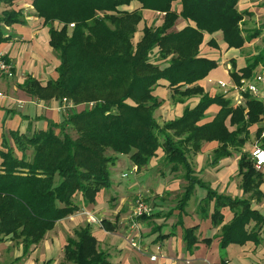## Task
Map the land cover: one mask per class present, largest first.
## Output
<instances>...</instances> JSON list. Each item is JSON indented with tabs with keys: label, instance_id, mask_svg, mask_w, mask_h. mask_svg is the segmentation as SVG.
Here are the masks:
<instances>
[{
	"label": "trees",
	"instance_id": "trees-1",
	"mask_svg": "<svg viewBox=\"0 0 264 264\" xmlns=\"http://www.w3.org/2000/svg\"><path fill=\"white\" fill-rule=\"evenodd\" d=\"M133 1L33 0L38 16L50 24V46L58 51L60 63L58 78L41 86L28 77L24 86L28 92L44 98H66L73 106L65 108L62 122L50 121L45 130L33 134L9 131L23 153L21 157L8 144L7 133L3 134L7 150H0V242L8 238L20 240L23 256L44 239L57 221L80 209L76 195H82L85 204L96 202L97 194L112 185L110 166L119 154H129L133 163L141 167L162 149L172 169L182 165L190 184L182 198L183 208L198 182L184 143L190 142L198 149L203 140L216 139L223 143L222 151L228 143L243 145L246 137L239 135L247 133L248 125L258 121L263 111L261 103L245 92L248 99L245 118L244 107H232L231 100L222 94L211 96L202 86L192 85L217 66L216 60L199 55L204 31L213 33L222 29L229 47L244 44L240 25L244 13L235 8L237 0H181L180 13L172 9L175 0H137L142 9L159 11L164 19L159 26L146 25L136 41L133 38L142 12L122 9ZM1 2L12 6L14 0ZM179 16L197 25L170 31ZM23 21L20 10H4L0 16V23L5 25ZM55 21L61 26L56 27ZM70 23H74L72 28ZM3 36L0 25V41L8 40L9 37ZM211 44L216 47L215 42ZM167 58L164 66L158 62ZM257 63V60L250 62L241 75L232 70L233 80L239 85L243 77L250 78ZM160 79L168 80L176 94L202 97L195 107L186 108L181 117L164 125L158 123L154 114L161 104L153 94ZM214 103L221 106L220 111L213 121L199 125L207 108ZM229 115L231 123L237 126L233 131L225 126ZM68 128H73L77 136H72ZM30 148L31 154H27ZM248 156L243 153L240 159V167L247 168V184L256 170ZM212 200H215L212 214L215 223L223 220L220 207L236 210L233 220L222 228L221 248L233 242H260L258 224L264 223V217L250 207L248 200L208 189L205 205ZM251 220L256 224L248 231L245 226ZM192 232L193 228L186 229L185 240L190 246L197 241ZM76 237L67 239L66 260L75 264H111L107 254L99 249L89 224L78 229ZM225 262L222 260L220 264Z\"/></svg>",
	"mask_w": 264,
	"mask_h": 264
},
{
	"label": "crops",
	"instance_id": "crops-1",
	"mask_svg": "<svg viewBox=\"0 0 264 264\" xmlns=\"http://www.w3.org/2000/svg\"><path fill=\"white\" fill-rule=\"evenodd\" d=\"M124 8L129 11L140 9L142 12V20L135 33L136 40L141 38L146 25L159 26L163 23V13L154 9H142L137 0L128 6H122ZM235 8L244 13L240 25L245 42L241 47H229L222 29L203 33L204 40L200 44L199 55L216 60L217 66L192 85L202 86L211 96L223 94L219 81H234L232 70L235 69L241 75L242 69L254 60L258 63L251 78L260 73L264 75V0H237ZM8 9L20 10L24 21L12 25L0 23L4 31L3 37H9L8 40L0 41V55L12 61L15 68V74L11 78L0 73V150H7L3 143L4 133L18 131L33 134L45 130L50 121L62 122L65 107L71 104L70 100L66 102L55 97L44 98L36 92L27 91L24 83L28 77L36 79L41 86L58 78V51L50 46V24L38 16L33 0H14L12 6L1 2L0 16ZM172 9L180 13L183 10L182 1H173ZM54 25L61 26L58 21ZM187 25L197 24L179 16L170 31H179ZM212 41L216 43V47L211 44ZM168 59H160L158 62L164 66ZM184 88L185 86L182 87ZM153 94L161 102L154 113L160 125L181 117L186 108L195 107L202 98L200 94L182 96L174 93L166 79L159 80L154 86ZM235 94L232 91L225 97L231 100L232 107H244L247 118L248 99L244 97L243 103L239 105L235 102ZM80 107L81 105L78 109ZM220 109L219 104L210 105L198 124L213 121ZM260 114L258 121L248 125V132L239 135L240 138L246 137L243 145L228 143L226 150L222 151L223 143L216 139L203 140L198 149L190 142L184 143L188 161L198 182L194 184L183 208L182 198L190 184L182 165L178 169H172L162 149L158 151L159 155L152 157L148 164L141 167L133 163L129 154L117 155L114 164L110 166L112 185L97 194L95 203L80 204L87 215L81 214L80 208L57 221L44 239L35 244L30 249L32 252L19 264H35V259L38 263L42 262L41 264L48 260H51L49 264H60L65 257L64 248L68 237L77 238L73 232L88 224L93 236L98 239L99 249L107 254L111 264H220L222 260L226 261L223 264H264V223L258 224L261 238L259 243L248 240L243 244L233 242L221 248L222 228L233 220L236 210L229 206L220 207L223 220L215 223L212 219L215 200L208 206L205 205L207 191L211 189L234 199L248 200L250 207L264 217V166L255 170L250 181L247 178L248 184L245 180L247 168L240 167L243 153H247L248 159L253 161L254 139L264 131V114ZM225 126L228 131L236 129V124L231 123V115L226 118ZM168 132L179 141L180 138L172 130ZM7 142L10 147H15V142L9 135ZM224 152L226 153L223 154ZM18 153L20 154L19 151ZM139 191L147 194V202L153 210L155 208V213L140 220L139 230L128 231L129 213L134 207L130 200ZM113 197L115 200L111 202ZM91 215L100 218L102 223L92 222L89 217ZM255 224L256 221L251 220L246 224V230L250 231ZM187 228H193L192 233L197 239L192 246L187 245L185 240ZM123 229H127V239L121 236ZM132 237L139 241L140 250L130 245ZM57 247L60 252L55 251ZM19 251L18 256H21L24 251ZM55 253L59 255L56 256ZM154 254L158 257L152 260L151 255Z\"/></svg>",
	"mask_w": 264,
	"mask_h": 264
},
{
	"label": "built area",
	"instance_id": "built-area-1",
	"mask_svg": "<svg viewBox=\"0 0 264 264\" xmlns=\"http://www.w3.org/2000/svg\"><path fill=\"white\" fill-rule=\"evenodd\" d=\"M70 28L74 26V23L69 24ZM0 73L2 75H5L6 77H13L15 74V68L9 59H5L3 55H0ZM220 87L223 88V96H228L232 91H235V102L237 104L243 103L244 100V93L247 92L249 95L255 99H257L262 106V112L264 114V75L263 74H256L252 78H245L243 77L241 79V84H237L235 81L226 83L223 81H219ZM64 101H68L66 98H64ZM70 106H73L72 102ZM69 106V107H70ZM68 107V106H66ZM65 107V108H66ZM264 117V115H263ZM264 137V131L261 134ZM252 159L254 163V167L256 170H260L262 166H264V146L261 145H255L252 150ZM153 212V208L149 205L146 198L143 197V195H138V198L136 199V204L133 208V216L138 219L142 216L146 215L149 216ZM90 220L97 221V219L91 215ZM136 228H133L135 227ZM132 229L136 230L139 226V223H134ZM130 244L135 247L136 249L140 250V244L139 241L135 237L130 238ZM151 259L155 260L158 256L156 254L151 255Z\"/></svg>",
	"mask_w": 264,
	"mask_h": 264
},
{
	"label": "rangeland",
	"instance_id": "rangeland-1",
	"mask_svg": "<svg viewBox=\"0 0 264 264\" xmlns=\"http://www.w3.org/2000/svg\"><path fill=\"white\" fill-rule=\"evenodd\" d=\"M137 32V31H136ZM136 37V36H135ZM135 37L133 38V41H136V39H135ZM152 59H154V56H153V54H152ZM156 59V58H155ZM58 131V130H57ZM68 132L72 135V136H74V137H76L77 136V133H76V131L73 129V128H68ZM173 133V132H172ZM7 135H9V133H7ZM175 138V137H174ZM176 139V138H175ZM255 141H254V143L253 144H255V145H261V146H263V144H264V137L262 136V135H258V136H256V138L254 139ZM13 148V150H14V154L16 155V156H18V155H22L23 153L22 152H20L18 149H17V147H16V145H15V147H12ZM18 151L20 152V154L18 153ZM31 151H32V149L30 148L29 150H27V154H31ZM134 169L136 170V166L134 167ZM134 169L132 168V170L134 171ZM110 173H111V170H110ZM103 189H107V188H103ZM138 195H144L143 197H145V196H147V194H145L143 191H139V192H137L136 194H135V196L132 198V200H130L131 201V205L133 204L134 206H135V204H136V199L138 198ZM82 195H80V194H78V195H76V197H75V201L77 202V203H80V204H82L83 202H82ZM146 198V197H145ZM148 198H146V200H147ZM115 200V197H113L112 199H111V202H113ZM149 200V199H148ZM83 205V204H82ZM81 205V207L80 208H82V213L81 214H83V215H87V214H85L86 212H85V210H84V208H83V206ZM112 205H113V203H112ZM127 208L129 207V206H126ZM134 208V207H133ZM126 209V208H125ZM133 212V211H132ZM132 212L131 213H129V219H128V231H131V230H133L132 229V227H133V224L134 223H140V220H142V217L141 218H138V219H136L134 216H133V214H132ZM155 213V208H154V210H153V212H152V215ZM152 215H150V216H152ZM90 217V216H89ZM95 217V216H94ZM96 219H97V221H93L92 220V222H97V223H102V221H101V219L100 218H97V217H95ZM133 228H136V226L135 227H133ZM78 229H76L74 232H73V234H74V236L76 235L75 234V232L77 231ZM137 230H139V227L137 228ZM129 233V232H128ZM121 236L125 239H127L128 237H129V235L127 234V229L125 230V229H123L122 230V232H121ZM8 241V242H7ZM10 241V242H9ZM4 242V243H3ZM0 243H3V245L1 244L0 245V264H19L20 262H22V260H23V258L25 257V256H27L30 252H32L31 250L27 253V255H25V256H23V253H22V255L21 256H18L19 254H18V252H20L19 250H21L22 249V244H21V242H20V240H15L14 238L13 239H11V240H4V241H2V242H0ZM40 243V242H39ZM35 245V244H34ZM34 245H32V247L34 246ZM131 245V244H130ZM132 246V245H131ZM31 247V248H32ZM133 247V246H132ZM133 248H135V247H133ZM136 249V248H135ZM55 251H59L60 252V249L57 247L56 249H55ZM55 255L56 256H58L59 254L58 253H55ZM69 262H71V261H68V260H66V258L64 257V260H62V262L60 263V264H66V263H69ZM35 264H41L42 262H39L38 263V261L36 262V259H35V262H34ZM73 263V262H72Z\"/></svg>",
	"mask_w": 264,
	"mask_h": 264
}]
</instances>
